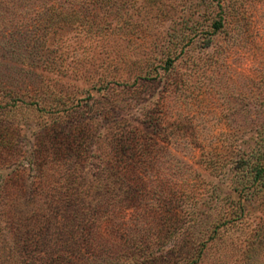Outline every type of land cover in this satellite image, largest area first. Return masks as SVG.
I'll use <instances>...</instances> for the list:
<instances>
[{
	"label": "rangeland",
	"instance_id": "obj_1",
	"mask_svg": "<svg viewBox=\"0 0 264 264\" xmlns=\"http://www.w3.org/2000/svg\"><path fill=\"white\" fill-rule=\"evenodd\" d=\"M263 103L264 0H0V264H264Z\"/></svg>",
	"mask_w": 264,
	"mask_h": 264
},
{
	"label": "trees",
	"instance_id": "obj_2",
	"mask_svg": "<svg viewBox=\"0 0 264 264\" xmlns=\"http://www.w3.org/2000/svg\"><path fill=\"white\" fill-rule=\"evenodd\" d=\"M223 27L224 19L222 16L220 20H215L212 24V29L216 33ZM240 163L236 167L239 185L237 192H244L245 198L249 201L262 196L261 193H264V128L259 133V139L256 140V146L252 153L247 158L242 159ZM188 264H194V262Z\"/></svg>",
	"mask_w": 264,
	"mask_h": 264
}]
</instances>
